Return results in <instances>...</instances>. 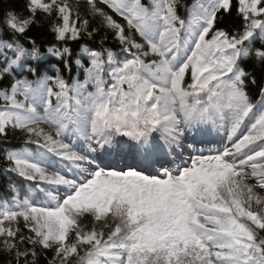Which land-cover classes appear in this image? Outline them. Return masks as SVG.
Masks as SVG:
<instances>
[{
	"label": "snow or ice",
	"instance_id": "obj_1",
	"mask_svg": "<svg viewBox=\"0 0 264 264\" xmlns=\"http://www.w3.org/2000/svg\"><path fill=\"white\" fill-rule=\"evenodd\" d=\"M177 3L86 0L84 16L69 0L0 7V82L11 77L0 136L11 128L36 145L8 152L5 170L45 197L10 185L0 201L5 264H37L38 250L53 253L47 264H264V0H238L233 31L223 23L232 0H195L187 19ZM101 28L119 54L73 52ZM208 125L227 127L223 150L190 143L196 154L165 166Z\"/></svg>",
	"mask_w": 264,
	"mask_h": 264
},
{
	"label": "trees",
	"instance_id": "obj_2",
	"mask_svg": "<svg viewBox=\"0 0 264 264\" xmlns=\"http://www.w3.org/2000/svg\"><path fill=\"white\" fill-rule=\"evenodd\" d=\"M69 2L74 6H78L80 13L82 16H84L87 13V4L86 0H69ZM142 3L145 5L150 4V0H142ZM195 3V0H178L177 7H178V14L184 18L187 19V9H190L191 6ZM232 15L227 16L225 15L224 18V24H226L229 28L230 31L240 29L242 25V18L237 15V5H238V0H232ZM0 7H13L17 10L22 9L23 7V0H0ZM86 18L89 19L90 21V26H97L99 23L98 18L93 19L91 16H87ZM119 19V17H116ZM223 26L221 23L217 24V27ZM105 35V30L101 28L99 34L95 37L94 40H87V38L80 40L79 42H70L69 46L73 49V52H78L79 47L81 44H87L93 49L96 50H101L102 48H108L113 50L115 53L119 54L120 53V45L118 41L114 40L111 33L107 34V39L104 41H101V37ZM139 37L137 36V40L139 41ZM41 40L45 42H52L53 37L51 34L47 33L46 29L44 30V35L41 36ZM257 44L259 41L257 40ZM62 67V65H60ZM243 67H246L248 70H253V64L251 61H246L242 63ZM64 76L67 79L69 77L68 71L65 69L64 70ZM76 69L73 67L72 76H75ZM255 74L257 75V78L259 80L260 78V71H259V66H255ZM30 79H35V77H29ZM81 80L83 79V73H80ZM11 80V77H5V79L0 82V88L6 87ZM186 81L188 83L191 82V77L190 73L186 74ZM88 90L91 91L92 87L91 85L88 86ZM248 95L250 98V101L253 104H256L257 101L261 99L260 92H259V87L256 85H251L249 84L248 86ZM40 111L42 113L43 109L42 107L40 108ZM250 126V122H249ZM205 127V126H202ZM207 131L203 133V138L199 139L197 134L195 137L191 133L187 135V137L184 140V143H187L188 145L190 143H193L194 145L198 144L195 146L196 148H199L200 146H206L205 151L209 152V150H215V149H220L223 150V147L228 144V141L222 138L224 133L227 132V127H216L213 128L211 125L206 126ZM247 128V127H245ZM26 138L23 133L19 131H13L11 128L8 129L7 135L6 136H0V201H3L5 199H10L11 192H10V185H14L17 190L20 192L21 198L23 199L26 195L33 198L35 201L40 202L45 199L44 193L40 192L39 189L36 187L35 183L31 181H27L24 178H21L17 176L14 173L7 172L5 169L7 168V160H6V155L8 152H19V151H29V152H35L36 151V145L32 144H27L25 142ZM70 142V141H66ZM78 144L80 146L86 147L84 145V142L78 141ZM190 149V148H189ZM188 149V150H189ZM187 150V151H188ZM186 149L183 148V155L177 154L175 157V160L173 161L172 157H167L163 161L165 166L167 167H172L176 165L177 163H180L183 159V157L186 155L185 153L187 152ZM196 154V153H193ZM208 154V153H207ZM148 171H153V170H148ZM62 190L65 192V189L60 190V194ZM264 192V190H263ZM84 223L90 224L91 223V218H88L84 221ZM20 227L24 231L25 234H27V229L23 228V221L21 220L20 222ZM53 253L51 251H41L38 250V261L37 264H47L46 257L51 258ZM0 264H5V258L0 255Z\"/></svg>",
	"mask_w": 264,
	"mask_h": 264
},
{
	"label": "rangeland",
	"instance_id": "obj_3",
	"mask_svg": "<svg viewBox=\"0 0 264 264\" xmlns=\"http://www.w3.org/2000/svg\"><path fill=\"white\" fill-rule=\"evenodd\" d=\"M250 122V121H249ZM250 183H254V181H249ZM262 196H264V192H263V190H261V189H259V188H257L256 189ZM253 207L255 208L256 206L255 205H253Z\"/></svg>",
	"mask_w": 264,
	"mask_h": 264
}]
</instances>
